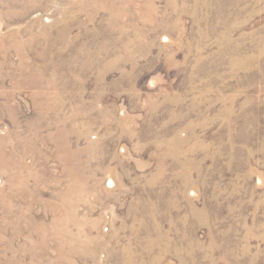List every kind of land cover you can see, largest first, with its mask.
<instances>
[{
  "label": "rangeland",
  "instance_id": "rangeland-1",
  "mask_svg": "<svg viewBox=\"0 0 264 264\" xmlns=\"http://www.w3.org/2000/svg\"><path fill=\"white\" fill-rule=\"evenodd\" d=\"M0 264H264V0H0Z\"/></svg>",
  "mask_w": 264,
  "mask_h": 264
}]
</instances>
